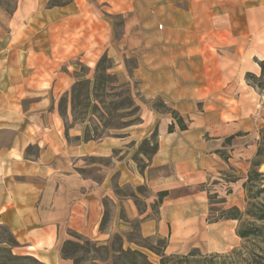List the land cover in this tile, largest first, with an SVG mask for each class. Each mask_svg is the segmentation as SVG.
Listing matches in <instances>:
<instances>
[{
  "label": "crops",
  "instance_id": "crops-1",
  "mask_svg": "<svg viewBox=\"0 0 264 264\" xmlns=\"http://www.w3.org/2000/svg\"><path fill=\"white\" fill-rule=\"evenodd\" d=\"M46 2L17 0L13 13L0 6V225L16 240L13 248L44 264H71L61 254L67 241L125 236L133 224L143 238L165 239L166 254L235 248L237 220L214 217L244 202L248 158L241 144L258 128L249 113L257 93L246 74H259L260 60L238 50L213 56L178 36L174 56L148 68L153 78L139 72L145 82L139 121L85 138L86 122L71 114L70 90L79 77L70 59L81 47L84 56L91 51L87 41L100 32L71 47L67 23L71 11L88 8L100 29L104 5ZM250 7L261 16L253 24L263 27L264 0ZM155 100L176 115L156 109ZM153 132L151 155L131 150ZM224 148L232 152L223 155Z\"/></svg>",
  "mask_w": 264,
  "mask_h": 264
},
{
  "label": "rangeland",
  "instance_id": "rangeland-1",
  "mask_svg": "<svg viewBox=\"0 0 264 264\" xmlns=\"http://www.w3.org/2000/svg\"><path fill=\"white\" fill-rule=\"evenodd\" d=\"M71 1L74 0H47L45 4L60 6ZM77 1L86 3V0ZM248 1L244 3L239 0H128L126 4L127 0H99L104 5L101 17L106 22L101 24L100 29L96 26L97 21L91 18L88 8L83 10L81 15L77 11H71L67 23L71 47L82 46L79 41L84 35L87 36L94 31L99 35L100 32V36L90 37L87 41L92 49L87 51L85 56L83 47L79 51L76 49L71 55L70 64L78 79L92 81L96 63L104 54L108 58L105 63L108 68L104 72L114 74L112 79L106 82L103 90L96 91L95 95L90 96L92 102L84 116L90 136L101 138L110 135L117 128L139 121L137 102L143 101L141 90L145 83L141 74L148 73L153 78L152 71L148 68L157 66L158 59L164 56L166 58L174 56L176 51L174 40L178 36L185 38L187 40L185 42H196L198 47L213 56L218 54L231 56L238 50L240 54L245 51L253 53L254 59L261 60V57L264 59V26L259 28L253 24V21L261 16H258L256 10H251L250 4L253 0ZM16 2L17 0H0V6L7 13H13ZM130 2L131 10L126 11V5L130 6ZM81 8L84 9V6ZM80 18H84L85 22L81 23ZM146 74L145 77L148 78ZM247 82L251 83L248 80ZM254 90L257 93L256 106L252 107L251 112L248 105L246 108L247 112L254 116L258 128L241 144L244 145V154L248 158L244 164L246 173L256 150L259 130L264 126V92L256 87ZM153 103L161 112L171 114L174 112L160 100H155ZM151 137L152 135L150 139ZM143 142L144 140L135 142L131 150L136 151L138 148L148 154L151 144ZM230 142L231 140H223L225 145ZM249 144L254 146L253 152L249 150ZM229 152H232L230 148L223 149V155H228ZM135 158L138 159L136 161L139 164L142 163L136 155ZM260 170L264 171V166ZM230 175L233 176L232 173ZM208 188L212 190L214 186L209 184ZM140 193L147 196L149 191ZM211 196H213L212 200H217L215 194L212 193ZM243 196L244 202L242 201L241 208L238 207L241 211L247 207L244 188ZM261 200L264 201V196ZM138 205L143 206L142 203ZM10 235L9 230L0 225V264H21L23 261L14 259L13 256L30 255L23 254L13 247L10 248L8 245ZM73 241L78 243L64 245L65 256L71 264H160L159 254L165 253L166 240L156 237L143 238L138 233L137 225L133 224L131 233L125 236L110 235L105 241L86 238ZM242 245L244 246L238 253H231L233 249H238ZM233 249L216 254L198 248L197 254L190 260L198 264H264V243L257 239H240L239 244ZM191 250L193 248L189 252ZM25 262L35 264L32 261Z\"/></svg>",
  "mask_w": 264,
  "mask_h": 264
},
{
  "label": "trees",
  "instance_id": "trees-1",
  "mask_svg": "<svg viewBox=\"0 0 264 264\" xmlns=\"http://www.w3.org/2000/svg\"><path fill=\"white\" fill-rule=\"evenodd\" d=\"M108 61L107 55L104 54L97 61L95 66V76L91 81L90 79H78L72 85L70 90V100H71V114L74 121H84V116L86 110L91 105V95L96 93V91L103 90L107 81L112 79L114 74L105 73L107 66L105 63ZM260 67V74L257 76L253 73H247L246 77L251 84L264 92V60L257 61ZM65 97H62L61 102H65ZM80 108V110H79ZM138 111V107L136 106ZM62 113V112H61ZM173 115H176L172 112ZM179 121V119H178ZM133 123V122H132ZM172 126L169 127V130ZM85 138H88L89 128L86 129ZM156 133L153 132L151 140V150L148 155H151L156 150L155 142ZM100 137V136H98ZM232 136L226 138L230 141ZM150 143L148 140H144L143 143ZM142 143V144H143ZM264 166V126L259 130V138L256 144V150L250 161V166L247 170L246 176L243 178L242 186L245 190L247 207L244 211H241L238 207L232 206L227 209H221L217 212V216L214 217L215 220L221 218L235 219L238 222L236 234L241 240H258L264 243V201L261 197L264 196V171H261V167ZM210 198H213L211 196ZM105 216L103 217L104 222ZM246 219V220H245ZM259 223V224H258ZM66 243H75L74 241H67ZM9 247L17 246V242L10 235ZM65 245V244H64ZM64 245L61 248V254L65 256ZM233 249L231 253H238L240 248ZM198 250L193 249L187 254H168L160 253V264H198L193 263L190 258L197 254ZM14 259L21 260V264H26L27 261H32L35 264H44L32 256H13Z\"/></svg>",
  "mask_w": 264,
  "mask_h": 264
}]
</instances>
